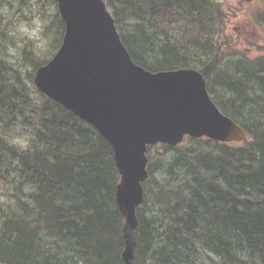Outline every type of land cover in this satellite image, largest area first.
<instances>
[{"label":"trees","instance_id":"trees-1","mask_svg":"<svg viewBox=\"0 0 264 264\" xmlns=\"http://www.w3.org/2000/svg\"><path fill=\"white\" fill-rule=\"evenodd\" d=\"M105 1L138 64L199 69L247 132L241 142L149 147V156L158 146L176 154L159 167L149 160L134 264H264V54L222 55L223 0ZM51 18L54 49L64 22L57 10ZM46 62L24 75L0 48V264H125L112 146L36 88ZM25 128L32 137L21 147L14 137Z\"/></svg>","mask_w":264,"mask_h":264},{"label":"water","instance_id":"water-1","mask_svg":"<svg viewBox=\"0 0 264 264\" xmlns=\"http://www.w3.org/2000/svg\"><path fill=\"white\" fill-rule=\"evenodd\" d=\"M57 2L65 22L63 42L36 70L34 81L111 143L121 174L117 202L125 217L123 258L134 264L148 146H175L187 135L240 141L247 133L213 101L200 71L152 72L137 64L104 0Z\"/></svg>","mask_w":264,"mask_h":264},{"label":"rangeland","instance_id":"rangeland-1","mask_svg":"<svg viewBox=\"0 0 264 264\" xmlns=\"http://www.w3.org/2000/svg\"><path fill=\"white\" fill-rule=\"evenodd\" d=\"M223 8L226 21L222 55L232 50L233 57L264 54V23L259 18L264 11V0H223ZM56 10L57 3L52 0H0L1 55L10 65H19L24 75L33 72V63H42L55 53L57 47L53 49L52 42L59 34L51 29V17ZM32 95L35 96L33 92ZM31 137L32 131L25 128L14 141L28 143ZM175 154V150L164 153V148L158 146L150 152L149 160L159 167L161 162L167 165Z\"/></svg>","mask_w":264,"mask_h":264},{"label":"clouds","instance_id":"clouds-1","mask_svg":"<svg viewBox=\"0 0 264 264\" xmlns=\"http://www.w3.org/2000/svg\"><path fill=\"white\" fill-rule=\"evenodd\" d=\"M15 142L18 143L21 147L26 146V141L25 140H17Z\"/></svg>","mask_w":264,"mask_h":264},{"label":"bare ground","instance_id":"bare-ground-1","mask_svg":"<svg viewBox=\"0 0 264 264\" xmlns=\"http://www.w3.org/2000/svg\"><path fill=\"white\" fill-rule=\"evenodd\" d=\"M244 184V183H243ZM61 225V224H60ZM253 225V224H252ZM250 227V226H249ZM251 230V229H250ZM178 233V232H177ZM256 241V240H255ZM123 257V256H122Z\"/></svg>","mask_w":264,"mask_h":264}]
</instances>
